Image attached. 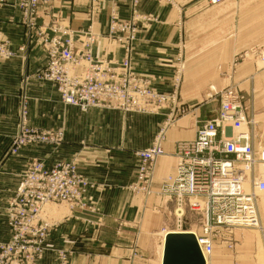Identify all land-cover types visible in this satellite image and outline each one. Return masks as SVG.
<instances>
[{"label": "crops", "instance_id": "obj_1", "mask_svg": "<svg viewBox=\"0 0 264 264\" xmlns=\"http://www.w3.org/2000/svg\"><path fill=\"white\" fill-rule=\"evenodd\" d=\"M90 1L53 0L62 18L73 28L80 29L93 23L97 32H105L112 2L106 0L105 4H100L92 17ZM117 1L120 15L127 16L128 0ZM184 4H187L189 11L195 7V10L210 14L212 25L219 27V35L213 36L211 46L206 47L211 49L212 54H205V70L201 72L213 77L195 86H182L183 102L188 104L191 111L177 119L167 131L165 154L156 162L150 191L140 194L125 188L136 173L139 158L135 152L150 145V122H154L153 136L156 128L163 124L164 116L103 109L82 112L75 106L63 103L58 98L60 93L56 86L35 75L46 62L45 49L36 42V38L29 36L19 10L11 7L10 3H0V40L12 52L8 57L0 58V156L17 131L19 93L24 83L35 100L38 97L45 104L52 102L67 109H77L83 114L77 118L78 127H84L87 123L92 129L78 134L76 142L68 144L76 150L81 149V167L94 171L96 185L89 199L97 206L98 212L90 214L81 210H66L68 213L51 230L39 264H56L58 249L68 254L70 264H162L163 251L159 256L158 243L162 230L165 228L168 232L166 228H171L175 206L174 201L168 200L162 192V186L165 178L175 173L176 142L193 138L198 126L218 109L217 100L204 102V92L210 83L223 85L227 81L215 77H219L218 66L222 65L224 71L229 73L233 71L230 62L235 52L264 43V0H225L216 5H209L205 0H188ZM20 47L25 50L20 51ZM96 51L98 55L109 57L121 54L120 47L107 39L97 43ZM148 52L147 45H142L140 41L136 54H133L135 71L153 75L157 85L164 79L166 84L160 86L161 89L172 90L174 66L168 63V59H173V55ZM231 81L237 82L245 95L246 114L255 121V131H264V68H256L253 61L242 62L238 64ZM135 124L140 126L136 127ZM136 133L141 139L134 138ZM20 170L19 157L0 159L1 198L14 195ZM3 199L1 204L4 203ZM87 217L92 223L83 220ZM208 262L248 264L234 258L227 249H221L219 254L213 253ZM253 264H257L255 260Z\"/></svg>", "mask_w": 264, "mask_h": 264}, {"label": "built area", "instance_id": "obj_2", "mask_svg": "<svg viewBox=\"0 0 264 264\" xmlns=\"http://www.w3.org/2000/svg\"><path fill=\"white\" fill-rule=\"evenodd\" d=\"M50 2L13 0L12 3L21 11L30 36L37 35L45 48L46 63L39 77L54 83L65 103L83 111L104 107L128 112L133 105H141V99L131 93L135 78L131 54L127 52L120 60L94 55L91 45L96 34L93 32L87 37L86 53H78L75 30L57 20L54 14L48 21L41 20L39 9H46L45 13L49 14ZM118 31H128V24L113 21L109 33L125 42L128 51V35L121 37ZM250 51L251 54H242L240 58L252 56L264 62V47L253 46ZM10 54L6 44L0 42V57ZM211 91L210 97L220 98L219 110L197 129L193 139L177 143L175 173L167 176L162 186V192L176 201L179 218L184 216L186 208L199 213L201 232L193 233L207 263L214 252L215 237L231 234L236 228L264 229L259 198V193H264V132L263 140L256 146L255 121L247 119L241 90L212 86ZM176 113L185 114L186 108L178 104ZM26 118L24 110L7 154L17 153L27 143L47 140V134L30 128ZM164 132L162 128L153 145L136 152L140 167L139 182L134 189L148 191L155 162L165 153ZM91 187L93 184L73 163L62 162L53 168L43 163L33 164L24 173L8 207L6 217L12 238L0 244V264H35L52 226L48 220L40 222L41 213L59 201L68 202L72 208L86 207L85 195ZM225 240L232 247L231 239Z\"/></svg>", "mask_w": 264, "mask_h": 264}, {"label": "rangeland", "instance_id": "obj_3", "mask_svg": "<svg viewBox=\"0 0 264 264\" xmlns=\"http://www.w3.org/2000/svg\"><path fill=\"white\" fill-rule=\"evenodd\" d=\"M184 1H188V0H128V14L127 16L122 17L119 13L118 1L111 0L112 4L109 7L107 28L105 32H101V33L97 32L94 29L93 23L89 24L84 28H80V29L73 28L67 22V20L62 18L61 12H59V10H57L58 8L55 7L56 5L54 4L53 0H51L47 8V11L50 12L49 14L45 13L46 9H41V8L39 9V12L42 14L41 16L42 21H48L49 19L52 18L51 16L54 14L57 20H59L65 25H68L71 29L76 31L77 38L75 41V49L78 53L81 54L86 53L87 37L89 36L90 32H93L96 34V38L91 45V51L94 55L102 58L104 57L107 59L120 60L122 57H124V55L127 52L128 54H131L132 66H133L132 72L135 77L133 78L134 81L131 83V93L134 97H138L139 99H141L142 104L139 106L133 105L132 107L129 108L128 112L118 109L104 108V107H92L88 111L92 109H103L107 111H116V112L119 111L123 113H141L148 116L163 115L164 116L163 124L159 125V127L156 128L153 136L151 135L152 134L151 132L153 130L154 122H150V130H151L149 133L150 145L148 147H150L155 143L158 135L161 132V129L165 128L164 137L162 140V144L164 147L167 131L170 128H172L173 124L177 119L187 116L191 111V108L188 106V104L183 102L181 96L182 86L183 85L195 86L197 85V83L204 82L206 78L213 77L211 75H206L201 72L205 70L204 69L205 67L203 66V64L206 62L205 54H212L211 49L210 48L207 49L206 47L211 46V41L213 36L219 35V27H215L214 25H212L213 21L210 20L211 18L210 14L208 13L206 14V12L202 10H195V7H193V10L189 11V9L187 8V4L185 5ZM205 1L209 5H216V4H221L225 0H216V1L205 0ZM3 2L7 4L10 3V6L13 7L12 6L13 0L12 2L9 3L6 0H4ZM90 2L91 3L89 5V11L91 16L93 17L95 15V12H97L99 8V5L105 4L106 0H91ZM19 12L21 14V21H22V13L20 10ZM113 21L119 24H128V31H118L117 33L121 37H126L128 35V51L125 42L113 38L109 35L111 24ZM33 37L36 38L37 40L36 42L42 46L39 37L37 35L36 37L35 36ZM140 38H142L143 40H140ZM145 38H147V40H144ZM106 39L114 44H117L120 47L121 54L119 56L109 57V56L98 55L99 53H97L96 51V45L98 42H103ZM140 41L142 45H147L149 50L148 54H168V56L170 57H172L173 55V59H168V63L170 65L173 64L174 66V74L172 77L173 79L172 90L168 91L165 89L164 90L161 89L160 86H162L164 83L166 84L164 79L161 83H158L157 85L155 84L156 78L153 75L147 73L140 74L135 71L133 64V54H136V47L137 45H139ZM0 42L6 44L1 40ZM259 45L264 47V43H257L253 46H259ZM253 46H250L245 50L235 52L230 62L233 71L228 73L224 71L222 65L218 66L219 77L218 76L215 77L222 78L223 80H227V81L223 83V85H218L217 83L212 82L208 85L207 90L204 92V102L210 100L218 101L219 104L218 109L216 110V112L213 113L214 115L219 110L221 101L220 98L217 96L213 98L209 96L210 93H212L211 91L212 86H216L218 89H222L226 87H234L242 91V89L238 86L237 82L231 81L234 77L238 64H241L242 62L245 61L247 62L253 61L255 63L256 68L258 69L264 68V62L252 56L246 58L245 60L240 58V55L242 54L245 53L251 54L250 50L252 49ZM21 48L25 50L24 47H20V51H23ZM0 58H5V57H0ZM44 65L35 74L38 79H41L39 76L41 74L42 69L44 68ZM47 82L52 83L50 81ZM52 84L55 85L54 83ZM26 86H27L26 83H24L20 88V93H19L20 107L18 110V127L16 133L20 128V117H22L24 110H26L27 111L26 119L28 122L27 125L35 130L45 132L48 138L46 141L27 143L21 146V148L17 153L7 154L13 142V137L16 134L15 133L11 138L9 146H7V148L2 152V155L0 156V159L2 158L4 160L6 159L9 160L19 157L21 164V170L19 172L20 179L14 195L9 198H7L8 196L1 198V192H0V244H2L3 242H9L12 238V232L8 230L10 229V227L7 223V217H6L8 207L10 201H12V199L15 197L17 188L23 178L24 173L35 163H43L47 168H53L58 163H62V162L73 163L77 166L78 172L93 184V187L89 188L85 195V201L87 202L86 207L72 208L71 205L66 201H59L56 203H52L50 204V206L45 208V210L41 213L43 217L40 220V222H42L43 219L48 220L52 224L51 226V230H52L56 226V224L58 225V223H60L63 216L69 211L73 212L75 210H81L83 212H87L90 214L98 212L97 206L95 204H92L89 199V194L91 190L95 188L96 185V182L94 181V177H93L94 171L91 169H89V171L88 170L86 171V169L84 170L81 167L80 165L81 149L76 150V148L70 146L71 144H68V143H75L78 138L77 136H79L80 133H83L84 131L87 133L88 131L92 130L91 127H88L90 124L87 125V123H85L84 127L83 126L78 127L77 118H80V116L83 115L81 112L73 108H69V109L64 108L63 106L57 103H55L56 105H54L52 102L45 104V101L41 100L38 97L35 100L34 96H31V94L28 92ZM58 98L63 103H65L61 97V93L60 96L58 95ZM32 104H33V108H32ZM178 104L186 108L185 114L176 113ZM244 104H245V98H244ZM81 111L88 112L83 110ZM212 117H209L207 120L202 122L201 125H203L206 121H208ZM170 118L171 120L169 121ZM247 119L250 120L252 118H249L247 116ZM134 126L139 127L140 124H135ZM200 126H198V128ZM263 132L264 131L259 132L258 136L255 138L254 141L256 146L258 142L263 140V138L261 137V134ZM134 138L141 139L140 135L139 134L137 135V133L136 135H134ZM191 139H183V140H191ZM183 140H178L176 142V148H177V143ZM81 144L84 145L83 141H81ZM139 150H136V152ZM136 152L135 155L137 156ZM175 158H176V151H175ZM156 162H155V166H156ZM139 164H140V159L137 165L136 173L134 174L132 181L125 188H127L128 190L134 193L147 194L150 191L151 183L154 177L155 166L149 183L148 191H142V190L134 189V186L139 182V167H140ZM260 165L261 164H259L258 166ZM166 198L168 200H173L175 203L171 228H166V229H169V231L170 230L174 231L180 225V227L183 228L184 231L195 230L196 232H198V234H200L201 220L199 213L191 211L186 208L184 216L179 220V217L176 215V208H177L176 201L172 198H169L168 196H166ZM259 198L260 200L263 199L261 200L262 203L260 207V215H261L262 223L264 225V193H259ZM2 199L4 202L3 204H1ZM83 220L85 222L92 223L90 217L84 218ZM9 232H11L10 235ZM165 232L166 230L164 228L161 232L160 235L161 239L158 243L159 256L161 252V243L163 242V236L166 237L165 235H167V233L165 234ZM225 239H231L232 247L228 246ZM45 244H44V248H45ZM221 249L229 250V252L234 258L245 261L248 264H253L254 260L256 261L257 264H264V229L250 228V227L236 228L233 230L231 234L225 233L222 236L215 237L214 251L218 252L219 254ZM44 252H45L44 250L41 251L40 257L37 258L35 264L40 263V261L44 256ZM56 253H57L55 259L56 264H61L62 262H64L65 264H70L68 254L64 250L58 249ZM1 254H2V250L0 248V256ZM206 264H209V262L208 263L206 262Z\"/></svg>", "mask_w": 264, "mask_h": 264}, {"label": "water", "instance_id": "obj_4", "mask_svg": "<svg viewBox=\"0 0 264 264\" xmlns=\"http://www.w3.org/2000/svg\"><path fill=\"white\" fill-rule=\"evenodd\" d=\"M162 264H206L197 238L191 230L167 233Z\"/></svg>", "mask_w": 264, "mask_h": 264}, {"label": "bare ground", "instance_id": "obj_5", "mask_svg": "<svg viewBox=\"0 0 264 264\" xmlns=\"http://www.w3.org/2000/svg\"><path fill=\"white\" fill-rule=\"evenodd\" d=\"M262 168H264V167H262ZM261 200H263V199H261ZM180 217V216H179ZM181 218H179V220H180ZM174 230V229H173ZM171 231V230H170ZM187 231V230H186ZM174 232H184V229L183 228H181L180 227V225L174 230ZM192 232H196L195 230H193ZM166 233H168L167 231L165 232V234ZM166 236V235H165ZM164 236H163V244H162V248H161V250L163 251V247H164Z\"/></svg>", "mask_w": 264, "mask_h": 264}]
</instances>
